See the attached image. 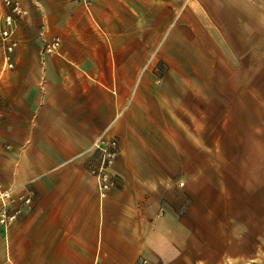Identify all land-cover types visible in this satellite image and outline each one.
Returning <instances> with one entry per match:
<instances>
[{"label":"crops","instance_id":"0c3cea01","mask_svg":"<svg viewBox=\"0 0 264 264\" xmlns=\"http://www.w3.org/2000/svg\"><path fill=\"white\" fill-rule=\"evenodd\" d=\"M22 1L0 184L33 204L0 264H264V0Z\"/></svg>","mask_w":264,"mask_h":264},{"label":"built area","instance_id":"2783aa9c","mask_svg":"<svg viewBox=\"0 0 264 264\" xmlns=\"http://www.w3.org/2000/svg\"><path fill=\"white\" fill-rule=\"evenodd\" d=\"M80 2L87 6L94 0H62ZM30 15V10L22 0H0V48L3 57L2 71L15 68L14 55L19 41L16 37L18 20ZM60 46V40L47 43L45 51L54 53ZM93 147L102 153L101 164L95 174L98 180V188L101 197L116 185L117 175L113 167L120 154V146L117 139L100 137L93 142ZM184 186V182L179 183ZM0 231H6L19 217L32 207L33 198L29 193L16 194L14 189H5L0 184ZM136 264L152 263L147 258H142Z\"/></svg>","mask_w":264,"mask_h":264}]
</instances>
